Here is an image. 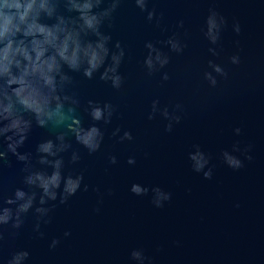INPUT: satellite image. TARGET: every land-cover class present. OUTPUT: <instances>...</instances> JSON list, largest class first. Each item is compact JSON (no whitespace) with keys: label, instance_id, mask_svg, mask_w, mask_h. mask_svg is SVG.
<instances>
[{"label":"water","instance_id":"95a60500","mask_svg":"<svg viewBox=\"0 0 264 264\" xmlns=\"http://www.w3.org/2000/svg\"><path fill=\"white\" fill-rule=\"evenodd\" d=\"M210 5L228 20L221 40L224 52L217 59L226 64L229 76L218 79L214 87L200 79L207 56L200 25ZM156 7L164 11L161 23L167 27L165 32L147 22L145 14L128 0L116 10L112 27L105 29L112 33L113 41L126 44L131 54L121 65V71L130 74L122 92L100 81L98 73L91 80L73 73L82 100H111L122 114L113 116L96 153L89 154L68 137L82 156L68 167L84 169L88 191H78L52 210V221L42 226L44 237L32 232L30 214L20 229L6 226L0 255L7 257L11 250L26 247L28 264H132L130 249L143 247L152 256V264H264V3L157 0ZM181 18L188 47L184 54H171L163 69L169 71L170 79L158 84V76L145 77L137 64L146 51L143 41L164 39ZM233 19L240 22L239 34L231 29ZM236 39L240 41L241 63L231 65L226 57L235 50ZM153 96L162 102L183 103L182 119L171 132L163 130L159 115L146 119ZM79 114L84 124L90 122L83 110ZM116 124L131 129L134 140L113 143L115 138L109 133ZM237 125L241 127L239 135L232 131ZM47 135V129L34 127L25 148ZM237 140L242 146L252 145L253 158L241 156L243 167L232 169L219 158V150L230 148ZM193 143L210 154L214 165L211 178L190 167L187 152ZM108 151L117 155L116 164L107 163ZM130 154L136 156L133 165L126 160ZM9 159L12 165L0 171L4 186L17 179L20 166L11 154ZM133 181L158 184L171 192V199L156 207L150 193L137 196L129 191ZM92 185L101 191L112 189L111 194L105 192L99 212L93 211L97 193ZM65 229L70 230L67 237L62 235ZM53 235L61 237L60 243L49 249Z\"/></svg>","mask_w":264,"mask_h":264},{"label":"clouds","instance_id":"9594fccd","mask_svg":"<svg viewBox=\"0 0 264 264\" xmlns=\"http://www.w3.org/2000/svg\"><path fill=\"white\" fill-rule=\"evenodd\" d=\"M126 0H0V171L11 166L9 154L20 162L17 179L9 186L0 180V244L5 238V227L20 229L30 214L33 220L32 232L44 237V225L52 221V210L58 204H66L78 191H88L83 168L68 167L82 159L78 148L73 147L71 136L89 154L101 149L105 141L107 126L113 116L122 114L119 105L111 100L87 98L82 100L73 73L89 80L98 73V79L110 84L112 89L123 91L130 74L121 71L127 52V45L112 40V33L106 31L113 25L116 10ZM134 4L145 20L153 23L161 32L164 11L157 10V0H128ZM264 3V0H260ZM151 5V6H149ZM184 19L176 21V29L164 39H145L142 59H137L147 78L158 76L157 83L170 79L165 69L172 59V53L184 54L188 47L187 29ZM228 27V20L217 8L209 6L200 25V32L207 41V56L200 70V79L210 87L218 79H226L229 69L217 58L224 52L222 33ZM183 29V33L181 32ZM231 29L241 32L238 20L233 19ZM110 41L112 42L110 45ZM166 46V47H163ZM234 51L227 55L231 65L241 63L240 41H233ZM87 113L90 122L84 124L80 111ZM184 112L181 101L162 102L159 96L150 100L146 119L151 121L159 115L163 118V130L171 132L179 123ZM101 122V123H96ZM34 127L47 129L49 135L36 139L30 148H25ZM239 135L241 127H233ZM113 143L133 141V131L116 124L111 128ZM251 144L243 146L237 140L230 148L219 150V158L230 168L243 167L244 159L251 160ZM24 149V150H21ZM108 164L117 163V155L105 153ZM147 157L149 153L145 152ZM67 157V159H66ZM190 167L203 177L211 178L214 165L210 154L198 143L187 152ZM127 163H136V156L126 157ZM107 171V168L105 169ZM97 193L94 212L100 211L105 192L92 185ZM129 191L137 196L150 193V201L161 207L171 199V192L158 184L148 185L138 181L130 184ZM64 237L70 235L65 229ZM61 237L53 235L48 248L53 249ZM29 249L17 247L7 257L0 255V264H28ZM132 264H152V256L143 247L129 251Z\"/></svg>","mask_w":264,"mask_h":264}]
</instances>
